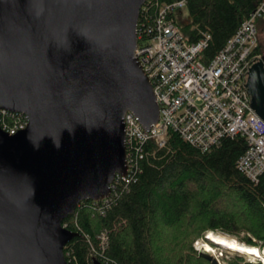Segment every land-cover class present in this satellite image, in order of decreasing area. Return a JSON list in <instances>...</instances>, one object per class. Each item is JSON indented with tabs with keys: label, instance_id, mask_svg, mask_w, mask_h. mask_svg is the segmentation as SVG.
<instances>
[{
	"label": "water",
	"instance_id": "1",
	"mask_svg": "<svg viewBox=\"0 0 264 264\" xmlns=\"http://www.w3.org/2000/svg\"><path fill=\"white\" fill-rule=\"evenodd\" d=\"M147 1L0 0V116L28 118L0 123V264H69L64 220L128 173L126 114L159 122L136 55ZM246 86L264 120V54Z\"/></svg>",
	"mask_w": 264,
	"mask_h": 264
},
{
	"label": "trees",
	"instance_id": "2",
	"mask_svg": "<svg viewBox=\"0 0 264 264\" xmlns=\"http://www.w3.org/2000/svg\"><path fill=\"white\" fill-rule=\"evenodd\" d=\"M179 0H148L142 7L138 33L149 34L160 5ZM189 21L177 24L189 42L211 35L204 50L207 64L237 33L262 0H186ZM260 41L264 21L258 20ZM146 30V31H145ZM28 118L2 113L6 130L18 129ZM138 167L118 184L108 202L82 201L63 226L77 235L65 246L69 264H215L195 248L207 232L237 236L251 246L264 247V173L255 183L238 168L248 149L244 136L226 137L209 151L185 141L171 129L168 143L154 140L137 147ZM108 231L105 249L101 233ZM244 233V235H242ZM241 264L242 256L228 260ZM244 264H255L245 261ZM260 264V263H256Z\"/></svg>",
	"mask_w": 264,
	"mask_h": 264
},
{
	"label": "built area",
	"instance_id": "3",
	"mask_svg": "<svg viewBox=\"0 0 264 264\" xmlns=\"http://www.w3.org/2000/svg\"><path fill=\"white\" fill-rule=\"evenodd\" d=\"M186 7V0L161 4L150 33L147 36L144 31L138 33L136 55L153 84L160 119L148 129L134 113L126 114L128 173L116 176L111 185L112 192L138 167V157L141 158L142 154L136 148L151 140L160 149L164 148L171 129L202 151L211 150L226 137L242 135L247 140L248 149L238 160L239 170L255 183H259L264 173V120L252 107L246 86L251 66L263 56L256 50L260 41L258 20L264 21V0L207 64L202 54L211 35L204 32L197 41L189 42L176 22L177 10ZM27 122L9 132L16 133L25 128ZM110 197L103 201L108 202ZM100 237L105 249L108 231H103ZM198 240L195 248L212 255L218 264L229 263L234 255L230 251L241 253L211 242H208L211 249H207V242L200 249ZM258 247L264 253V247ZM248 262L264 264V257Z\"/></svg>",
	"mask_w": 264,
	"mask_h": 264
},
{
	"label": "bare ground",
	"instance_id": "4",
	"mask_svg": "<svg viewBox=\"0 0 264 264\" xmlns=\"http://www.w3.org/2000/svg\"><path fill=\"white\" fill-rule=\"evenodd\" d=\"M208 238L218 244L222 245L226 248L236 250L238 252H241L243 254L252 256V257H264V253L258 246H251L246 243L239 242L233 237L222 235L218 232H209ZM207 249H211L209 246H207Z\"/></svg>",
	"mask_w": 264,
	"mask_h": 264
},
{
	"label": "rangeland",
	"instance_id": "5",
	"mask_svg": "<svg viewBox=\"0 0 264 264\" xmlns=\"http://www.w3.org/2000/svg\"><path fill=\"white\" fill-rule=\"evenodd\" d=\"M177 16H178V21H179L180 23H186L187 21H189V13H188L187 8H182V9L177 10ZM261 38H262V40H264V30L262 31ZM218 233H220V234H222V235H225V236L233 237V238H235L236 240H238L239 242H242V241H241L237 236H235V235H228V234H226V233H224V232H218ZM242 235H244V233H243ZM208 236H209V233L206 234L204 238H200V239L198 240V243H197V247H198V248L201 249V248H203V246L205 245L206 242H211V240L208 238ZM195 242H196V241H195ZM242 243H245V242H242ZM194 244H196V243H194ZM216 249H217V248H216ZM230 253L234 254V255L231 254V255H232V256H231L232 259H233L235 256H237V255L244 257L245 261H248V260H254L255 258H257V257L253 258L252 256H249V255H246V254H242V253H238V254H237V252H232V251H230ZM240 254H241V255H240ZM213 258H214V257H213ZM231 258H230V259H231ZM230 259H229V260H230ZM245 261H242L241 264H244Z\"/></svg>",
	"mask_w": 264,
	"mask_h": 264
}]
</instances>
